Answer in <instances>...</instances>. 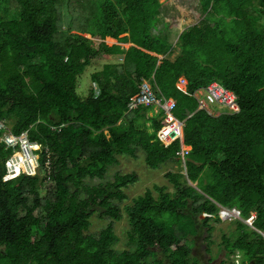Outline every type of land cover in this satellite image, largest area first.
Returning a JSON list of instances; mask_svg holds the SVG:
<instances>
[{"label":"trees","instance_id":"obj_1","mask_svg":"<svg viewBox=\"0 0 264 264\" xmlns=\"http://www.w3.org/2000/svg\"><path fill=\"white\" fill-rule=\"evenodd\" d=\"M198 2L203 23L180 35L171 62L173 46L152 35L160 0H0V120L49 149L36 176L4 181L12 151L0 143V264H211L210 222L222 209L242 221L254 214L255 229L236 221L222 263L264 264V0ZM99 61L82 98L78 78ZM142 80L176 101L191 147L185 167L180 141L158 139L161 113L128 112ZM213 82L235 94L237 111L200 109L194 94ZM138 150L150 169L181 170L166 174L172 193L156 187L121 207L138 178L106 175ZM126 217L131 249L117 251L115 224ZM93 218L108 224L91 232Z\"/></svg>","mask_w":264,"mask_h":264},{"label":"rangeland","instance_id":"obj_2","mask_svg":"<svg viewBox=\"0 0 264 264\" xmlns=\"http://www.w3.org/2000/svg\"><path fill=\"white\" fill-rule=\"evenodd\" d=\"M162 4L163 10L161 13L157 14L156 24L158 25V32L161 36L170 37L173 45L176 44L178 40V36L180 34L181 29H186L185 27H191L194 25H202L204 14L202 12L201 6L198 0H160ZM156 28V25H155ZM89 40H92L90 36H85ZM110 43L109 38L105 40V43ZM94 46H97V42H93ZM177 47V46H176ZM176 50V49H175ZM112 64H117L115 60H112ZM105 62H94L89 67L86 68L84 74L78 78L77 82V93L79 96L86 97L90 90L94 88V84L92 83L91 76L99 72L103 69ZM153 87L154 85L149 82ZM221 110H225V108H221ZM229 113L227 111H224ZM10 125V122H7ZM8 125V126H9ZM11 127V126H10ZM141 130H145L144 127H140ZM150 131V130H147ZM172 129L167 131L166 138L169 139L168 142H172L177 135L179 129L174 130V134H170ZM48 151L49 149L41 145V151ZM40 151V152H41ZM136 158L128 157V156H119L118 163L113 166L112 170L108 172L106 175V180L112 181L113 175L115 173H119L121 175L135 174L138 180L135 184L130 185L127 189H125V194L127 199L121 203V207H124L126 204L132 203V201L140 196H143L146 191L151 190L154 191L156 187H167L168 192L172 193L174 191L173 186L169 183L166 178V174L169 172H178L181 170L177 164H164L160 166L158 169H150L145 163V155L144 152L138 150L136 153ZM181 167H184L183 163H181ZM38 172V171H37ZM185 174V171L182 172ZM96 181L94 184H97ZM225 212L228 215H223ZM222 215H220L221 222H216L212 220L210 222L211 227L213 228L212 236L210 238V246L211 249V257L213 259L211 264H224L225 260V250L223 248V239L234 240L237 234V223L236 221H242L238 215L234 214L232 211L222 210ZM254 214H252L253 216ZM245 224L246 221H242ZM108 224V221H100L96 218L92 219L91 232H99ZM248 225L251 231L255 229L251 226L250 223ZM129 230L127 217L122 221L115 224V234L118 237L117 244L115 246V250L123 251L131 249V244L129 242V238L127 236ZM190 245V243H189ZM226 264V263H225ZM235 264H240L239 257L236 258Z\"/></svg>","mask_w":264,"mask_h":264},{"label":"built area","instance_id":"obj_3","mask_svg":"<svg viewBox=\"0 0 264 264\" xmlns=\"http://www.w3.org/2000/svg\"><path fill=\"white\" fill-rule=\"evenodd\" d=\"M186 85L187 82L184 79H181L177 87L180 90L186 92ZM194 97L198 100L200 109L206 110L209 115H213V113L209 110V107L207 108V104L225 108L224 111L229 113L238 110L235 94L224 89L217 82H213L206 88L196 92ZM200 97H203L204 100H201ZM140 107L157 109L158 112L162 114V120H164L166 126L158 132V139L165 147L170 146L177 140L181 142V149L177 153V156L182 160V163L185 167L186 156L191 150L182 146V132L184 124L174 116L176 101L165 98L164 96H158L155 93L153 86L148 81L142 80L139 86V93L131 98L127 109L128 112H130ZM171 129H179L180 133L175 138V140L168 142V139L166 136H164V133ZM52 131H57V128L52 127ZM0 143L4 145L6 150L12 151V154L5 164L6 174L4 176V181L18 178L21 175L36 176L38 173L37 171L40 168V159L43 150L41 151L40 144L30 141L27 132H24L20 135H15L12 133L11 127L8 126V123L0 120ZM44 152L49 153L48 151ZM49 157L50 154L46 156L47 160L45 167L47 169L51 163ZM234 214L239 216V212H234ZM252 219L253 216L248 220V223L251 224Z\"/></svg>","mask_w":264,"mask_h":264},{"label":"crops","instance_id":"obj_4","mask_svg":"<svg viewBox=\"0 0 264 264\" xmlns=\"http://www.w3.org/2000/svg\"><path fill=\"white\" fill-rule=\"evenodd\" d=\"M161 12H159V14H160ZM192 27V26H191ZM157 28H158V25L156 24V28H153L152 29V35H154V36H159V37H161V38H163V39H165V40H167L168 42H169V44H171L172 46H173V48H172V52H171V54H169L168 56H167V58L171 61V62H174L178 57H180L181 56V49L177 46V43H178V40H179V37H180V35H182L187 29H189L190 27H185L186 29H181L180 31V34H179V36H178V40H177V42H176V44L175 45H173V42L171 41V36L170 37H164V36H161L160 34H159V32H158V30H157ZM86 36H88V35H86ZM125 37H128V35H122L120 38H125ZM111 39V38H110ZM113 41H112V43L113 44H107V42L108 41H106V44L108 45V46H113V45H118V46H121V47H123L124 49H129L130 47H133L134 45L133 44H131V43H125V44H122V43H119L118 41H116V40H114V39H112ZM177 46V47H176ZM176 49V50H175ZM154 55V54H153ZM164 57H162V56H159V59L160 60H162ZM122 59V57H116V58H114V60L116 61V62H119V60H121ZM181 79H184V78H181ZM180 79V80H181ZM179 80V81H180ZM185 80V79H184ZM186 81V80H185ZM179 83V82H178ZM178 85V84H177ZM185 90H186V87H185ZM202 94V93H201ZM201 98V100H204V98L203 97H200ZM209 107V110L213 113V115H211V116H219L222 112H223V110H221V107H218V106H211V105H208L207 104V108ZM159 114V112H158V110L157 109H153V111L152 112H149V114H147V118L149 117V118H154L155 116H157ZM162 119V118H161ZM184 124V123H183ZM143 125V124H142ZM144 126H150V123L149 122H146L145 123V125ZM184 128V127H183ZM183 132H182V140H183ZM182 146L183 147H187V148H189L190 150H191V147H188V146H186L185 144H184V142H182ZM180 149H181V142H180Z\"/></svg>","mask_w":264,"mask_h":264},{"label":"clouds","instance_id":"obj_5","mask_svg":"<svg viewBox=\"0 0 264 264\" xmlns=\"http://www.w3.org/2000/svg\"><path fill=\"white\" fill-rule=\"evenodd\" d=\"M8 159H9V158H8ZM8 159H7V160H8ZM5 164H6V162H5ZM5 166H6V165H5ZM222 210H226V209H222ZM222 210L219 212V216L222 215V214H221ZM235 211H236V212H239V211H237V210H232L233 213H234ZM223 215H228V214H226L225 212H223ZM239 217H240V212H239ZM251 218H252V216H251ZM253 220H254V215H253L252 222H253ZM246 222H247L246 224H248V220H246ZM251 226H252V223H251ZM235 261H236V259H235ZM235 261H234L233 264H235ZM240 264H241V263H240Z\"/></svg>","mask_w":264,"mask_h":264},{"label":"bare ground","instance_id":"obj_6","mask_svg":"<svg viewBox=\"0 0 264 264\" xmlns=\"http://www.w3.org/2000/svg\"><path fill=\"white\" fill-rule=\"evenodd\" d=\"M172 130H173V129H172ZM168 131H169V130H168ZM179 133H180V132H178V133H177V135H175V137H176V136H178V135H179ZM166 134H167V132H166V133H164V136H165ZM170 134H172V135H173V134H174V130H173V131H170ZM166 137H167V136H166ZM167 139H168V138H167ZM173 140H175V138H174ZM168 141H169V139H168Z\"/></svg>","mask_w":264,"mask_h":264},{"label":"water","instance_id":"obj_7","mask_svg":"<svg viewBox=\"0 0 264 264\" xmlns=\"http://www.w3.org/2000/svg\"><path fill=\"white\" fill-rule=\"evenodd\" d=\"M235 212H236V211H235ZM236 213H237V212H236ZM205 216H206V215H205ZM205 216H204V217H205ZM204 217H202V218H204Z\"/></svg>","mask_w":264,"mask_h":264}]
</instances>
